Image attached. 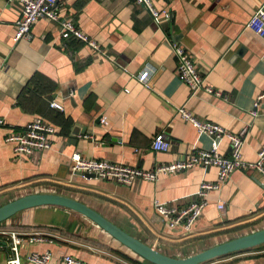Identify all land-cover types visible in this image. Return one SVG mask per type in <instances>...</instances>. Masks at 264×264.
I'll list each match as a JSON object with an SVG mask.
<instances>
[{"label": "crops", "instance_id": "0c3cea01", "mask_svg": "<svg viewBox=\"0 0 264 264\" xmlns=\"http://www.w3.org/2000/svg\"><path fill=\"white\" fill-rule=\"evenodd\" d=\"M171 18L156 25L146 8L133 0H58L60 15L102 49L63 39L57 25L39 19L30 38L13 39L21 3L0 0V206L25 194L54 192L90 206L128 234L161 253L185 258L226 240L264 228V176L236 169L209 191L201 216L187 232L171 228L154 202L183 207L195 201L201 182H215L217 168L198 165L155 180L124 185L71 174L70 156L123 163L142 170L184 159L208 149L210 136L199 133L176 112L183 106L200 120L241 134V158L257 160L264 146V36L247 21L264 0H152ZM178 41L194 60L204 83L191 94L176 76V58L166 39ZM150 68L148 86L136 74ZM50 101L62 106L52 108ZM40 117L55 127L49 149L18 157L8 133ZM104 118V122L100 118ZM163 132L166 152L150 147ZM229 141L218 152L229 154ZM224 203L222 210L218 202ZM0 230L41 234L46 240L19 247L20 264L32 252L49 251L48 264L72 255L85 264H153L129 250L83 215L53 205L17 212ZM234 235V236H233ZM9 239L0 234V264L10 257ZM201 264H264V243Z\"/></svg>", "mask_w": 264, "mask_h": 264}, {"label": "built area", "instance_id": "2783aa9c", "mask_svg": "<svg viewBox=\"0 0 264 264\" xmlns=\"http://www.w3.org/2000/svg\"><path fill=\"white\" fill-rule=\"evenodd\" d=\"M8 2L17 1L21 3V17L16 22V29L13 36L15 41L21 38H30V28L34 22L39 19H47L54 22L59 28L60 35L63 39L75 38L88 44L93 50L102 52L100 46L87 34L82 32L68 17L60 15L57 1L58 0H7ZM135 3L142 5L150 13L154 23L160 25L162 22L170 21L171 14L165 9H157L152 0H133ZM247 27L259 36H264V4L259 6L247 21ZM168 48L176 58V76L185 83L193 94L199 89H204L209 94L220 96L221 93L212 86L204 83L202 73L197 69L192 57L186 52L185 48L173 38L166 39ZM151 75L150 68H143L136 74L139 82L148 86V80ZM264 100V91L259 93L254 102L257 107L260 101ZM52 108L62 110V106L50 101ZM176 112L185 121L189 122L196 128L199 133L210 136L211 144L208 149L199 150L194 154L186 156L174 162L157 164L150 170H142L131 167L123 163H114L106 160H97L84 158L78 153L70 156L72 161L71 174L85 178L84 174H92L94 178L110 180L118 184L129 185L136 180H155L160 172L174 173L181 170L189 169L198 165H212L217 168V179L215 182H201L197 192L198 198L183 207L168 206L158 201L154 202L156 212L164 219L171 228L181 227L189 231L195 221L201 216L204 207L207 204L206 195L209 191L217 190L220 184L224 182L231 173L236 169L256 170L264 176V146L258 151L255 162H247L241 158L240 148L242 145L241 134H232L220 124L200 120L183 106H178ZM104 122V118H100ZM4 124L3 118L0 117V125ZM56 133L55 127L45 122L42 118L36 117L23 126L20 130L11 131L5 137V141L14 144L16 156L22 157L31 155L34 151L49 149L52 145L51 138ZM227 137L229 141V154L218 152V140L221 137ZM150 147L154 151L166 152L170 149V140L163 132L156 133ZM217 208H224L223 202L217 203ZM0 234L6 235L9 239L8 248L10 257L6 264H20L19 247L24 242H43L46 238L41 234L20 235L14 231L0 230ZM51 254L49 251L41 254L32 252L27 255V260L33 264H48ZM61 264H85L79 258L72 255H64Z\"/></svg>", "mask_w": 264, "mask_h": 264}, {"label": "water", "instance_id": "95a60500", "mask_svg": "<svg viewBox=\"0 0 264 264\" xmlns=\"http://www.w3.org/2000/svg\"><path fill=\"white\" fill-rule=\"evenodd\" d=\"M77 175H80V173ZM83 176L86 179L95 177L88 173ZM42 205L60 206L78 212L118 242L126 246L129 250L153 264H201L213 258L248 249L264 243V228H262L229 239L185 258L170 257L128 234L126 231L85 203L70 196L54 192H36L25 194L1 205L0 223L19 211Z\"/></svg>", "mask_w": 264, "mask_h": 264}, {"label": "rangeland", "instance_id": "374dc122", "mask_svg": "<svg viewBox=\"0 0 264 264\" xmlns=\"http://www.w3.org/2000/svg\"><path fill=\"white\" fill-rule=\"evenodd\" d=\"M15 214H16V213H15ZM15 214H14V215H15ZM14 215H12V216H14ZM12 216H11V217H12ZM238 235H240V233H239V234H236L235 237H238ZM233 236H234V235H233ZM235 237H234V238H235ZM231 239H232V238H231ZM226 241H227V240H226Z\"/></svg>", "mask_w": 264, "mask_h": 264}, {"label": "trees", "instance_id": "16d2710c", "mask_svg": "<svg viewBox=\"0 0 264 264\" xmlns=\"http://www.w3.org/2000/svg\"><path fill=\"white\" fill-rule=\"evenodd\" d=\"M1 223H2V222H1ZM1 223H0V224H1ZM240 251H241V250H240ZM237 252H238V251H236V252H233V253H237ZM230 254H232V253H230ZM227 255H228V254H227ZM224 256H226V255H224Z\"/></svg>", "mask_w": 264, "mask_h": 264}]
</instances>
